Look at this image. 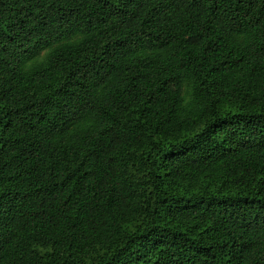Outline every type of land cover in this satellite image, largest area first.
Listing matches in <instances>:
<instances>
[{
	"label": "trees",
	"instance_id": "obj_1",
	"mask_svg": "<svg viewBox=\"0 0 264 264\" xmlns=\"http://www.w3.org/2000/svg\"><path fill=\"white\" fill-rule=\"evenodd\" d=\"M0 264H264V0H0Z\"/></svg>",
	"mask_w": 264,
	"mask_h": 264
}]
</instances>
